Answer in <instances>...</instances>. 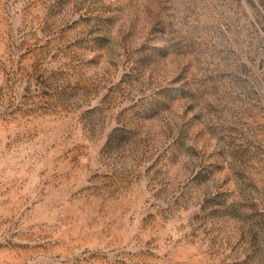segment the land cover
<instances>
[{
	"label": "rangeland",
	"instance_id": "obj_1",
	"mask_svg": "<svg viewBox=\"0 0 264 264\" xmlns=\"http://www.w3.org/2000/svg\"><path fill=\"white\" fill-rule=\"evenodd\" d=\"M0 264H264V0H0Z\"/></svg>",
	"mask_w": 264,
	"mask_h": 264
}]
</instances>
